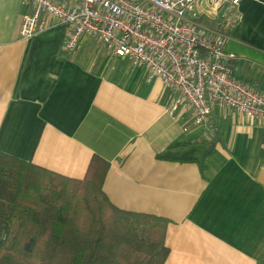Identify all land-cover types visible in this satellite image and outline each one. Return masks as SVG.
Here are the masks:
<instances>
[{
  "label": "crops",
  "instance_id": "obj_1",
  "mask_svg": "<svg viewBox=\"0 0 264 264\" xmlns=\"http://www.w3.org/2000/svg\"><path fill=\"white\" fill-rule=\"evenodd\" d=\"M29 13L23 0H0V172L81 181L95 156L108 164L111 206L167 222L166 264H264V123L214 106L195 126L186 108L171 111L160 81L93 37L64 50L66 29L52 20L15 42ZM223 46L236 78L264 95V0L238 5Z\"/></svg>",
  "mask_w": 264,
  "mask_h": 264
},
{
  "label": "built area",
  "instance_id": "obj_2",
  "mask_svg": "<svg viewBox=\"0 0 264 264\" xmlns=\"http://www.w3.org/2000/svg\"><path fill=\"white\" fill-rule=\"evenodd\" d=\"M243 1L23 0L30 13L18 18L13 40L31 39L52 20L66 29L64 50L93 37L113 58L143 68L148 81H160L174 95L171 111L186 108L195 126H206L214 106L264 123V95L236 78V57L223 46ZM205 16L223 17L220 33L198 23Z\"/></svg>",
  "mask_w": 264,
  "mask_h": 264
},
{
  "label": "trees",
  "instance_id": "obj_3",
  "mask_svg": "<svg viewBox=\"0 0 264 264\" xmlns=\"http://www.w3.org/2000/svg\"><path fill=\"white\" fill-rule=\"evenodd\" d=\"M107 170L94 156L81 181L0 172V264H166L167 222L111 206Z\"/></svg>",
  "mask_w": 264,
  "mask_h": 264
},
{
  "label": "rangeland",
  "instance_id": "obj_4",
  "mask_svg": "<svg viewBox=\"0 0 264 264\" xmlns=\"http://www.w3.org/2000/svg\"><path fill=\"white\" fill-rule=\"evenodd\" d=\"M218 20H219V19H218ZM199 22H200V21H199ZM199 22H198V23H199ZM199 24H200V23H199ZM203 24H204L205 26H207V27H209V28L212 29V26H213V25H210L207 21L203 22ZM200 25H201V24H200ZM4 183H5V182H4ZM2 190L6 193L5 187L2 186Z\"/></svg>",
  "mask_w": 264,
  "mask_h": 264
}]
</instances>
